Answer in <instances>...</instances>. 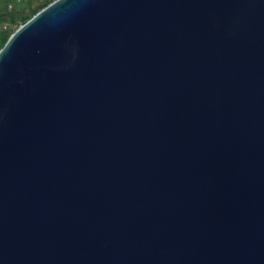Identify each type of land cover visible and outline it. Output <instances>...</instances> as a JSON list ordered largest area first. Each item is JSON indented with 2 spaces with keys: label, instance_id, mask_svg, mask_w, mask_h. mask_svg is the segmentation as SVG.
Listing matches in <instances>:
<instances>
[{
  "label": "water",
  "instance_id": "1",
  "mask_svg": "<svg viewBox=\"0 0 264 264\" xmlns=\"http://www.w3.org/2000/svg\"><path fill=\"white\" fill-rule=\"evenodd\" d=\"M0 264H264V0H53L15 29Z\"/></svg>",
  "mask_w": 264,
  "mask_h": 264
},
{
  "label": "rangeland",
  "instance_id": "2",
  "mask_svg": "<svg viewBox=\"0 0 264 264\" xmlns=\"http://www.w3.org/2000/svg\"><path fill=\"white\" fill-rule=\"evenodd\" d=\"M53 0H0V32L12 33L21 24L23 17H31ZM10 5H13L12 8Z\"/></svg>",
  "mask_w": 264,
  "mask_h": 264
},
{
  "label": "trees",
  "instance_id": "3",
  "mask_svg": "<svg viewBox=\"0 0 264 264\" xmlns=\"http://www.w3.org/2000/svg\"><path fill=\"white\" fill-rule=\"evenodd\" d=\"M49 4V3H48ZM35 14V13H34ZM33 14V15H34ZM32 15V16H33ZM31 16V17H32ZM30 17L26 18V17H23V22H26ZM11 35V33L9 34H6L5 32H0V49L3 47V45L5 44V42L7 41V39L9 38V36Z\"/></svg>",
  "mask_w": 264,
  "mask_h": 264
},
{
  "label": "built area",
  "instance_id": "4",
  "mask_svg": "<svg viewBox=\"0 0 264 264\" xmlns=\"http://www.w3.org/2000/svg\"><path fill=\"white\" fill-rule=\"evenodd\" d=\"M18 1H19V2H22V1H24V0H18ZM12 6H13V5H10L11 8H12Z\"/></svg>",
  "mask_w": 264,
  "mask_h": 264
}]
</instances>
